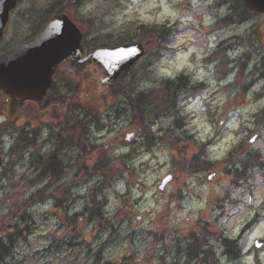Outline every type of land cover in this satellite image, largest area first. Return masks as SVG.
I'll return each instance as SVG.
<instances>
[{"label":"rangeland","instance_id":"rangeland-1","mask_svg":"<svg viewBox=\"0 0 264 264\" xmlns=\"http://www.w3.org/2000/svg\"><path fill=\"white\" fill-rule=\"evenodd\" d=\"M63 3L20 0L1 48L38 33ZM166 3L177 15L163 22L141 17L137 9L146 0H80L74 9L85 21L90 50L116 44L118 38L139 39L140 25L168 29L171 42L163 56L151 45L152 54L126 76L134 92H154L180 75L184 81L176 83L181 85L172 99L176 103L157 99L146 107L144 127L151 132L145 136L124 99L101 84L104 72L87 66L79 77L84 88L62 113L70 120L95 106L100 121L89 126L82 140L72 132L62 135L72 143L59 154L63 173L31 207L27 198L45 183L38 178L35 158L57 149L56 141L46 136L52 128L60 133L59 127L45 129L32 147L14 146L21 131L31 137V106L0 104V125L11 121L13 127L2 136L4 147L0 145V235L17 229L21 233L3 264H199L187 253L193 250L194 257L203 241L213 247L219 264H264V246L253 249L256 239H264V16L242 13L241 0ZM159 12L153 8L144 16L154 18ZM199 84L201 94L184 100ZM72 102L81 107L73 116L68 108ZM233 146H240L234 160L235 154L228 155ZM10 147L16 149L6 158ZM197 155L208 163H197L196 174L189 171ZM252 156L263 163L261 168L247 172L249 180L236 186L226 163ZM100 160L108 161L112 175L98 168ZM168 175L171 183L159 192ZM57 200H62L59 207ZM94 202L103 217L91 220ZM222 238L244 247L240 262L224 253ZM119 248L124 251L116 261L106 258V249L114 253Z\"/></svg>","mask_w":264,"mask_h":264},{"label":"water","instance_id":"water-1","mask_svg":"<svg viewBox=\"0 0 264 264\" xmlns=\"http://www.w3.org/2000/svg\"><path fill=\"white\" fill-rule=\"evenodd\" d=\"M248 7L264 14V0H245ZM17 0H0V40L9 12ZM82 34L69 17L59 15L34 39L0 55V86L16 102L40 100L51 83L58 64L82 52ZM145 51L140 43L100 48L93 59L107 73L108 78L118 75L133 65ZM259 242L257 245H259Z\"/></svg>","mask_w":264,"mask_h":264},{"label":"trees","instance_id":"trees-1","mask_svg":"<svg viewBox=\"0 0 264 264\" xmlns=\"http://www.w3.org/2000/svg\"><path fill=\"white\" fill-rule=\"evenodd\" d=\"M79 4L80 0H64L62 8L59 10V12H73ZM240 8L242 13H245L247 11L243 5H241ZM240 16H242V14ZM82 24L84 25V22H82ZM136 30L139 31V40H153L157 44V49L159 51L164 49L165 44L170 39V32L163 26H161L160 28L157 26H153V29L150 30L148 25H140L136 27ZM128 41L129 39L118 38L116 42L124 43ZM123 77H125V74H123L118 81H115L111 84V95L123 97L129 103V106L132 108L133 121H136L142 128H144L143 122L146 117V107L150 105L154 100L158 99L159 101L165 102L167 104L175 102L172 101V99L175 98L176 93L172 86V83L166 82L163 88H160L154 92L136 93L134 92V89L131 87V85L128 82L124 81ZM85 113L86 116L91 115L88 110H85ZM94 116L95 114L92 115V118ZM78 128L79 126L75 127L76 130ZM84 134L85 132L82 133V137H84ZM253 160L256 164H259L257 157H254ZM36 164L42 170L41 178L49 179V181L43 188L27 198L25 204L29 207H31V205L37 203L38 201L43 200L46 190L53 184V182L55 183L60 179L63 172V166L61 165L57 154H50L43 161H38L36 162ZM98 168L105 171L107 176L111 175L112 170L110 167L107 168L106 161L101 160L98 163ZM234 178L235 182H238L242 178L246 179V176H244L243 173L239 174L238 171L235 170ZM61 204L62 200H57L56 205L60 206ZM98 210L99 209L97 207V211ZM20 235V230L17 229L14 232H8L6 235L0 237V263H2L5 258L9 257L12 254V244L16 240L17 236ZM188 238L192 239L193 242L196 241L193 234H189ZM221 242L222 245L225 246L227 254H232L235 257L240 256L241 250L235 241L222 238ZM206 243V241H203L202 244L198 243L196 245L194 258H196V261L200 264H218V260L216 259L213 247Z\"/></svg>","mask_w":264,"mask_h":264},{"label":"flooded vegetation","instance_id":"flooded-vegetation-1","mask_svg":"<svg viewBox=\"0 0 264 264\" xmlns=\"http://www.w3.org/2000/svg\"><path fill=\"white\" fill-rule=\"evenodd\" d=\"M89 55L90 54L85 52L83 58H86ZM86 62L87 64H83L79 61H67L60 65L59 71L56 73L54 78L57 90L50 94V96L44 102L39 104V106L41 107V111L45 115L50 110L51 114L54 115V117H56L57 119H61L63 117V113L58 112L57 110L55 111L53 107L55 106V104H61L64 96L63 90L65 87L75 88L77 90L84 88L81 85L82 80H79L80 74H84L85 71L84 69L82 70L81 67L93 63L91 58L86 60Z\"/></svg>","mask_w":264,"mask_h":264},{"label":"clouds","instance_id":"clouds-1","mask_svg":"<svg viewBox=\"0 0 264 264\" xmlns=\"http://www.w3.org/2000/svg\"><path fill=\"white\" fill-rule=\"evenodd\" d=\"M153 8H159V15L156 17H145L144 12L151 10ZM141 17L146 20L155 19L157 22H163L165 19H175L177 12L173 9L172 4L164 2V0H159V4L156 0H149L148 3L144 4L140 9H137ZM171 73V72H170ZM247 264H251V261H247Z\"/></svg>","mask_w":264,"mask_h":264},{"label":"snow or ice","instance_id":"snow-or-ice-1","mask_svg":"<svg viewBox=\"0 0 264 264\" xmlns=\"http://www.w3.org/2000/svg\"><path fill=\"white\" fill-rule=\"evenodd\" d=\"M148 2H149V0H146V3H148ZM164 2H166V0H164ZM209 2H210V0H209ZM172 3H178V0H172ZM177 70H179V69H177ZM161 71L163 72L164 70L161 69ZM166 75L171 76L172 73L168 72V73H166ZM198 79H203V77H198ZM261 109L264 110V105L261 106ZM255 110H256V109H253V111H255ZM228 139L231 140L232 137L229 136ZM253 139H255V138H253ZM209 179H211V177H209ZM249 202H251V198H249ZM257 203H261V201H260V200H257ZM260 223H261L262 225H264V218L261 219ZM257 247H260V245H257ZM123 251H124L123 248H119L117 251H115V252L113 253L112 249H106V258H110V259H112L113 261H116L117 258L120 256V254H121Z\"/></svg>","mask_w":264,"mask_h":264}]
</instances>
